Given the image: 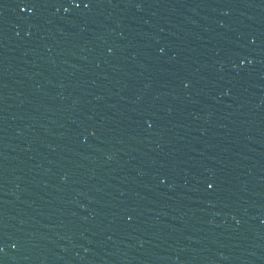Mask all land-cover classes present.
<instances>
[{
	"label": "water",
	"instance_id": "95a60500",
	"mask_svg": "<svg viewBox=\"0 0 264 264\" xmlns=\"http://www.w3.org/2000/svg\"><path fill=\"white\" fill-rule=\"evenodd\" d=\"M0 264H264V0H0Z\"/></svg>",
	"mask_w": 264,
	"mask_h": 264
},
{
	"label": "snow or ice",
	"instance_id": "6c2138e0",
	"mask_svg": "<svg viewBox=\"0 0 264 264\" xmlns=\"http://www.w3.org/2000/svg\"><path fill=\"white\" fill-rule=\"evenodd\" d=\"M21 11L23 12L24 9L22 8ZM207 187H208L209 189H211V188L213 187L212 183H208V184H207Z\"/></svg>",
	"mask_w": 264,
	"mask_h": 264
}]
</instances>
